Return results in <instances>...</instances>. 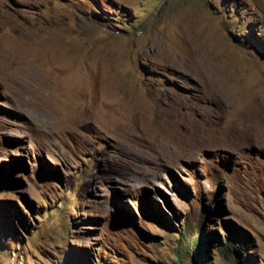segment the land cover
Segmentation results:
<instances>
[{"label": "rangeland", "instance_id": "obj_1", "mask_svg": "<svg viewBox=\"0 0 264 264\" xmlns=\"http://www.w3.org/2000/svg\"><path fill=\"white\" fill-rule=\"evenodd\" d=\"M228 243L264 264V0H0V264Z\"/></svg>", "mask_w": 264, "mask_h": 264}, {"label": "trees", "instance_id": "obj_2", "mask_svg": "<svg viewBox=\"0 0 264 264\" xmlns=\"http://www.w3.org/2000/svg\"><path fill=\"white\" fill-rule=\"evenodd\" d=\"M191 242V243H190ZM189 244H191V248L190 247H186L187 251H191L193 252V257L196 259H199L202 256L201 253V242L202 239H197V240H190ZM177 249L178 252H180L183 249V246L181 245V240L179 242H177ZM224 253L228 258H234L235 255H237V257L235 258V263L236 264H250L247 257H241V255L236 254V249L234 248L233 245L231 244H226L224 246Z\"/></svg>", "mask_w": 264, "mask_h": 264}, {"label": "bare ground", "instance_id": "obj_3", "mask_svg": "<svg viewBox=\"0 0 264 264\" xmlns=\"http://www.w3.org/2000/svg\"><path fill=\"white\" fill-rule=\"evenodd\" d=\"M12 45V44H11ZM14 57V56H13Z\"/></svg>", "mask_w": 264, "mask_h": 264}]
</instances>
